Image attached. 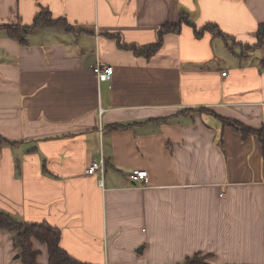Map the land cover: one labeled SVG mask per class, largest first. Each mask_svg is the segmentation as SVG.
Returning <instances> with one entry per match:
<instances>
[{"label":"crops","instance_id":"1","mask_svg":"<svg viewBox=\"0 0 264 264\" xmlns=\"http://www.w3.org/2000/svg\"><path fill=\"white\" fill-rule=\"evenodd\" d=\"M43 10L72 30L43 26L20 40L4 28L30 27ZM182 11L242 45L264 23V0H0V211L59 228L61 247L82 263L200 254L264 264L259 139L213 113L184 112L204 107L262 129L264 44L243 55L183 24L152 57L135 52ZM98 61L114 67L111 80H98ZM102 158L104 172L88 174ZM136 169L148 182L132 179ZM32 243L37 264H50L48 245ZM20 252L0 228V264H24Z\"/></svg>","mask_w":264,"mask_h":264},{"label":"trees","instance_id":"2","mask_svg":"<svg viewBox=\"0 0 264 264\" xmlns=\"http://www.w3.org/2000/svg\"><path fill=\"white\" fill-rule=\"evenodd\" d=\"M183 24H187L192 26L194 29L195 35L197 38H202L206 32H211L215 36H219L223 38L226 43L229 45L230 49L240 48L243 55L248 54L249 52L255 51L261 48L264 44V23L260 24L258 30L256 32L257 42L254 45H242V43H238L234 37H231L228 34H225L216 24H206L202 28H198L194 22L190 21L189 14L185 11H182L179 14V20L177 23H168L164 25L159 33V40L155 45L137 49L134 47L135 52L138 54H144L147 57H152L154 54L158 52V50L163 45L164 36L169 33H180L182 30ZM61 25L64 26L68 30H72V27L68 24L67 21L58 19H53L52 15L49 11L43 10L36 17L35 23L30 27H4L9 31L10 36L21 39V34H26L29 30L35 29L43 26H54ZM231 41V42H230ZM233 41V42H232ZM209 112L213 113L219 120L222 121L224 125L232 126L236 132L243 135L244 138H248L250 136H256L263 150L264 157V127L262 129H253L245 126L244 124L234 121L231 119H227L225 117L216 115L214 112L201 107L198 109H193L188 112ZM117 128L118 125L113 126ZM10 142V141H8ZM0 228L4 231L13 232L15 234L16 245L21 248L20 256L24 264H37L38 252L34 250L32 239H37L42 243L48 245L49 255H50V264H85L77 259L70 256L62 247H61V231L57 227H53L49 224L42 223H28L15 219L7 212L0 211ZM182 264H209L207 262V256H202L200 254H196L193 257H189Z\"/></svg>","mask_w":264,"mask_h":264},{"label":"built area","instance_id":"3","mask_svg":"<svg viewBox=\"0 0 264 264\" xmlns=\"http://www.w3.org/2000/svg\"><path fill=\"white\" fill-rule=\"evenodd\" d=\"M93 69L100 82H106V81L111 80L114 74V67L102 61H98L97 64L93 67ZM104 164H105L104 158H102L100 161H95L92 164V166L87 170V173L94 174L99 170L104 172ZM131 177L135 182L139 184H143V183L148 182L149 172L146 170L136 169L133 171ZM99 183L103 185L104 183L103 179L99 180Z\"/></svg>","mask_w":264,"mask_h":264},{"label":"water","instance_id":"4","mask_svg":"<svg viewBox=\"0 0 264 264\" xmlns=\"http://www.w3.org/2000/svg\"><path fill=\"white\" fill-rule=\"evenodd\" d=\"M141 251H142V249H141ZM139 252H140V251H139ZM17 258H20V254H18V255L16 256V259H17Z\"/></svg>","mask_w":264,"mask_h":264}]
</instances>
